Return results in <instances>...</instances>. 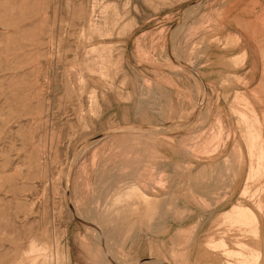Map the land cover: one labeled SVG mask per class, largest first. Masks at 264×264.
<instances>
[{
  "label": "rangeland",
  "instance_id": "1",
  "mask_svg": "<svg viewBox=\"0 0 264 264\" xmlns=\"http://www.w3.org/2000/svg\"><path fill=\"white\" fill-rule=\"evenodd\" d=\"M0 264H264V0H0Z\"/></svg>",
  "mask_w": 264,
  "mask_h": 264
},
{
  "label": "bare ground",
  "instance_id": "2",
  "mask_svg": "<svg viewBox=\"0 0 264 264\" xmlns=\"http://www.w3.org/2000/svg\"><path fill=\"white\" fill-rule=\"evenodd\" d=\"M93 215V214H92ZM94 216V215H93ZM118 249V248H117ZM36 253H37V249L35 248V247H32L31 249H30V254L31 255H33V256H35L36 255ZM39 253V252H38ZM34 260V259H33Z\"/></svg>",
  "mask_w": 264,
  "mask_h": 264
}]
</instances>
